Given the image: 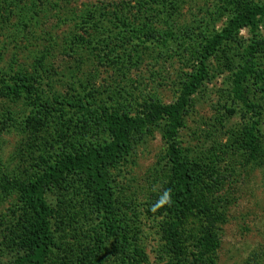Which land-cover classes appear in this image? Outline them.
<instances>
[{"label":"rangeland","instance_id":"rangeland-1","mask_svg":"<svg viewBox=\"0 0 264 264\" xmlns=\"http://www.w3.org/2000/svg\"><path fill=\"white\" fill-rule=\"evenodd\" d=\"M263 2L0 0V180L28 181L59 154L108 140L106 125L86 108L133 114L139 102H176L198 66L204 36L221 30L246 4ZM259 36L264 78V24ZM251 38L241 31L225 48L227 56L220 52L211 60V76L192 97L179 132L199 199L218 210L215 264H264V93L261 85L246 86L256 115L231 94L238 54ZM254 120L260 130L256 159L246 144ZM166 126L163 121L134 134L130 155L108 171L119 219L139 246L137 264H173L167 232L176 182ZM79 179L68 178L47 193L49 204L60 210L50 264L131 263L116 237L90 224L87 186L69 195ZM169 189L170 206L153 213ZM31 217L19 194L0 192L1 262L15 259ZM202 221L196 212L186 220L190 248L199 242Z\"/></svg>","mask_w":264,"mask_h":264},{"label":"trees","instance_id":"trees-1","mask_svg":"<svg viewBox=\"0 0 264 264\" xmlns=\"http://www.w3.org/2000/svg\"><path fill=\"white\" fill-rule=\"evenodd\" d=\"M264 24V2L246 4L243 10L234 12L221 30L204 36L196 70L182 85L176 102L163 104L155 101L139 102L133 114L103 110L93 113L106 125L109 138L88 146L59 154L51 164L43 168L37 176L28 181L4 177L0 180V192L17 193L21 202L31 211L30 228L20 234L15 259L10 264H50L54 248L53 221L60 213L47 199L50 192L60 182L71 177H79L81 184L69 187V195L75 196L86 187L92 199V215L86 213L90 224L101 232L116 237L124 248L126 261L137 264L139 247L126 232L117 208V193L109 178V168L125 161L132 151L131 138L134 134L166 121L164 133L167 144V158L175 175V197L173 204L174 221L167 232V245L173 264H215L220 237L216 231L217 211L207 201H200L198 182L192 168L183 156L179 145V132L192 97L202 89L211 76L210 62L228 44L234 43L243 30H248L252 38L249 45L239 52L238 68L232 77L231 94L233 100L243 106L246 113L256 115L255 104L251 101L247 84L261 85L264 93V78L261 74L262 41L259 31ZM228 52V51H227ZM227 52L225 56H227ZM19 84H17L18 86ZM83 108V109H84ZM259 122L249 126L246 144L251 158L256 159L261 152L259 144ZM71 189V190H70ZM67 194H62L65 200ZM94 206V209H93ZM196 212L202 221V231L196 246H189L185 231L186 220ZM27 233V234H26ZM0 264H6L0 261Z\"/></svg>","mask_w":264,"mask_h":264},{"label":"clouds","instance_id":"clouds-1","mask_svg":"<svg viewBox=\"0 0 264 264\" xmlns=\"http://www.w3.org/2000/svg\"><path fill=\"white\" fill-rule=\"evenodd\" d=\"M171 199H172L171 190L170 189L165 190V192L161 195L157 203L152 206L151 211L153 213H156L160 208H163L165 206H170Z\"/></svg>","mask_w":264,"mask_h":264}]
</instances>
